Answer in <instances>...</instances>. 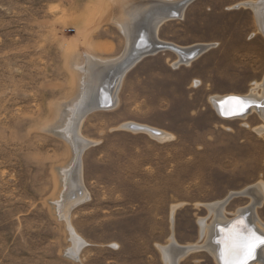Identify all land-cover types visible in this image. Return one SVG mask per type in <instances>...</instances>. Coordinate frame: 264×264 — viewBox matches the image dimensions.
I'll return each instance as SVG.
<instances>
[{"label": "rangeland", "instance_id": "rangeland-1", "mask_svg": "<svg viewBox=\"0 0 264 264\" xmlns=\"http://www.w3.org/2000/svg\"><path fill=\"white\" fill-rule=\"evenodd\" d=\"M247 1L193 0L183 18L160 25L163 41L210 47L177 67L172 51L148 55L124 76L115 107L85 116L80 131L95 143L82 154V198L72 175L67 187L61 179L74 157L62 130L83 89L85 52L108 60L126 49L119 5L0 0V264H166L160 246L172 235L182 245L205 242L199 221L215 218L209 204L264 186L259 114L223 118L212 102L264 78V37L254 10L239 5ZM127 122L167 138L122 128ZM60 201L73 202L69 222L83 244L73 242ZM251 204L233 198L226 213ZM257 208L264 223V202ZM179 264L217 263L201 249Z\"/></svg>", "mask_w": 264, "mask_h": 264}, {"label": "bare ground", "instance_id": "bare-ground-1", "mask_svg": "<svg viewBox=\"0 0 264 264\" xmlns=\"http://www.w3.org/2000/svg\"><path fill=\"white\" fill-rule=\"evenodd\" d=\"M113 1L119 5L120 12L118 17L115 18V22L121 27L127 38L126 49L120 56L108 60L98 59L92 56L91 53L85 52V60L89 61V66L87 68L85 64L78 66L79 70L85 73L84 79L82 78L83 89L79 98L69 107V117L62 130L65 136L71 140L74 148V157L70 165L61 169V179L63 185L67 187L69 178L72 175L76 191L78 194H82V198H87L83 180L82 154L95 142L81 133L80 126L88 113L94 110L113 108L118 104L122 81L132 64L129 63L130 60L125 61L124 59H126L127 55V58L133 57L135 53L132 52L135 49H130L132 44H134V48L140 49L136 50V52L141 51L142 54L151 50L174 52L178 56V59L173 62V66L176 67L179 64H190L210 47L206 43L185 47L163 41L158 37L160 25L169 19L183 18L186 8L193 0H143L136 3L137 5H131L133 0ZM239 5L250 7L254 10L257 30L264 37V0H250ZM150 14V20H147ZM144 28L147 29V32L150 29V34H147ZM141 33L143 34L142 36ZM147 36L151 38V42L147 40ZM160 42L172 44L173 48H165V46H162L163 44L158 45ZM153 54H156V52ZM91 65H93V68ZM108 73L113 74L110 84L108 83ZM105 87H111L108 93L105 92ZM95 91L97 95L93 99V92ZM237 100L243 101L245 106L241 107ZM212 102L219 116L223 118H246L254 112L259 114L262 123L253 130L259 136L264 137V78L261 81L254 82L250 92L247 94L228 93L215 95L212 97ZM244 125L249 126L248 123ZM121 127L132 131H146L158 139L167 138L166 136L168 135L161 129L136 122H127L122 124ZM63 192L65 193V190ZM78 194L77 196L75 195L77 199L80 198ZM248 196L252 198L251 205L238 208L231 216L227 215L226 206L233 198ZM263 202L264 186L261 182H257L256 185L248 186L242 191L231 192L224 199L209 204L210 213H213L215 218H212L211 222L207 220L208 217L200 218L199 221L201 226L200 237L205 242L182 245L172 235L169 244L160 246L166 264H179L180 260L189 252L201 249L208 251L217 264H237L243 254L239 247L234 246L242 244L252 234L257 237H264V223L255 214L257 207H260ZM61 203L60 201L58 204L60 217L67 219L73 242L83 244L84 242L78 237L69 222V208L73 202L70 205L69 201L62 205ZM252 206H255V208L252 209ZM71 252L76 256L78 254L76 250ZM247 264H264V244L257 245L253 258L248 259Z\"/></svg>", "mask_w": 264, "mask_h": 264}, {"label": "snow or ice", "instance_id": "snow-or-ice-1", "mask_svg": "<svg viewBox=\"0 0 264 264\" xmlns=\"http://www.w3.org/2000/svg\"><path fill=\"white\" fill-rule=\"evenodd\" d=\"M237 102L241 107L245 106L243 101L237 100ZM258 244H264V237H257L255 234H252L242 244L234 246L239 247L243 254L237 264H247L248 259L253 258L255 248Z\"/></svg>", "mask_w": 264, "mask_h": 264}, {"label": "water", "instance_id": "water-1", "mask_svg": "<svg viewBox=\"0 0 264 264\" xmlns=\"http://www.w3.org/2000/svg\"><path fill=\"white\" fill-rule=\"evenodd\" d=\"M150 17H151V14H150V16H148V18H147V20L149 19L150 20ZM146 20V21H147ZM145 29V28H144ZM145 32H147V29H145ZM150 29H149V31L147 32V34H150ZM143 34L141 33V36H142ZM147 38V40L149 41V42H151V38L149 37V36H147L146 37ZM145 41V40H144ZM163 44V45H162ZM150 46H151V44H149ZM158 45H162V46H165V48H173V46H172V44H169V43H163V42H160V44H158ZM157 45V46H158ZM156 48H158V47H156ZM130 49H135V51L133 50L132 52H135L134 53V56L133 57H129V58H127L128 57V55H127V57H126V59H124L125 61L126 60H130L129 61V63L131 64L130 66L132 67L134 64H136L139 60H141L143 57H145V56H148V55H152L153 53H158L157 51H154V50H151V51H147V52H145V53H143L142 54V52L140 51V52H136V50H140V49H136V47L134 48V44H132V47H130ZM130 52H131V50H130ZM129 52V53H130ZM137 53V54H136ZM123 60V61H124ZM125 67H126V65H125ZM130 67V68H131ZM123 69H124V67H122ZM110 76H111V74H109V78H110ZM62 133H63V131H62ZM182 249H183V247H182ZM184 250V249H183Z\"/></svg>", "mask_w": 264, "mask_h": 264}, {"label": "crops", "instance_id": "crops-1", "mask_svg": "<svg viewBox=\"0 0 264 264\" xmlns=\"http://www.w3.org/2000/svg\"><path fill=\"white\" fill-rule=\"evenodd\" d=\"M146 57H147V56H145V57H143V58H146ZM143 58H142V59H143ZM139 61H140V60H139ZM137 63H138V62H137ZM137 63H136V64H137ZM136 64H134L132 67H134ZM132 67H131V68H132ZM131 68H130V69H131ZM130 69H129V70H130ZM129 70H128V71H129ZM128 71H127V72H128Z\"/></svg>", "mask_w": 264, "mask_h": 264}]
</instances>
